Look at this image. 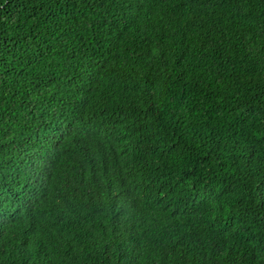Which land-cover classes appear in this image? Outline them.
Segmentation results:
<instances>
[{"label":"trees","instance_id":"obj_1","mask_svg":"<svg viewBox=\"0 0 264 264\" xmlns=\"http://www.w3.org/2000/svg\"><path fill=\"white\" fill-rule=\"evenodd\" d=\"M0 264H264V0H0Z\"/></svg>","mask_w":264,"mask_h":264}]
</instances>
